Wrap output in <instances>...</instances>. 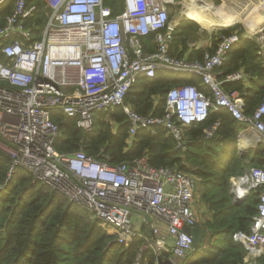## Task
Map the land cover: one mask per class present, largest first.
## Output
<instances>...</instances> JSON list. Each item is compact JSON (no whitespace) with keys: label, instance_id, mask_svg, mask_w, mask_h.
<instances>
[{"label":"built area","instance_id":"obj_1","mask_svg":"<svg viewBox=\"0 0 264 264\" xmlns=\"http://www.w3.org/2000/svg\"><path fill=\"white\" fill-rule=\"evenodd\" d=\"M42 1L45 23L37 35V6L28 0H14L0 23V148L9 156V171L29 172L82 206L91 219L112 225L118 242L151 238L157 255L167 249L173 264H185L194 242L184 227H196L198 221L195 177L154 166L145 155L110 164L106 155H89L81 148L60 153L53 146L59 128L51 111L60 109L75 118L77 127L90 130L99 112L120 106L130 138L138 129L153 132L161 125L176 139V147L184 148L185 127L225 109L244 124L239 144L264 143V93L254 111L246 113L241 93L223 85L241 81L249 87L250 76L243 69L230 74L219 69L233 44L252 32L217 34L213 51L206 49L212 46L209 39L200 57L189 58L170 51L177 27L169 20L174 0H123L116 14L104 0ZM249 1L251 10L264 12V0ZM147 36L153 49L145 45ZM158 70L196 74L208 91L180 83L167 91L162 115H141L124 102L125 96L141 77H153ZM218 126L216 121L204 129L206 138ZM229 181L234 203L258 192L250 232L234 234L249 257L258 258L264 255V168L246 165ZM144 248L133 264H139Z\"/></svg>","mask_w":264,"mask_h":264},{"label":"trees","instance_id":"obj_2","mask_svg":"<svg viewBox=\"0 0 264 264\" xmlns=\"http://www.w3.org/2000/svg\"><path fill=\"white\" fill-rule=\"evenodd\" d=\"M13 1L6 0L0 5V23ZM28 1L37 6L33 18L37 35L45 23L46 4L42 0ZM104 4L114 14L123 8V0H104ZM198 23L195 20L178 23L172 54H185L186 33L197 29ZM150 40L151 36L144 39L147 49H153ZM216 43L213 39L212 46L206 49L213 51ZM203 49H193L189 58L200 57ZM219 69L224 74L243 69L250 76L249 87L241 81L223 86L226 91H239L246 113L251 114L264 93V60L257 42L241 37ZM180 83H194L200 90L208 91L196 74L158 70L153 77H141L127 92L124 102L141 115L160 116L167 91ZM51 118L59 128L53 146L60 153L81 148L89 155H106L110 164L145 155L154 166L176 168L199 179V199L206 204L211 217L205 222L206 229L200 228V240L184 260L185 264L264 263V255L251 259L246 246L234 239L238 231L250 232L258 192L234 203L229 181L231 176L243 172L246 160L252 166L264 168V143L241 155L237 134L244 124L230 112L212 111L204 121L185 127L183 149L176 147V139L161 125H155L153 132L138 129L130 138L127 116L120 106L99 112L90 130L77 127L75 118L60 109H53ZM216 121L219 126L214 135L206 138L204 129ZM9 165V156L0 148V264H133L144 246L139 264H157L159 259L170 256L167 249H161L157 255L151 238L118 242L115 227L91 219L82 206L35 181L29 172L23 169L10 172Z\"/></svg>","mask_w":264,"mask_h":264},{"label":"rangeland","instance_id":"obj_3","mask_svg":"<svg viewBox=\"0 0 264 264\" xmlns=\"http://www.w3.org/2000/svg\"><path fill=\"white\" fill-rule=\"evenodd\" d=\"M190 0H174L173 3H171L170 9H169V20L172 23L173 20L177 21L178 23L183 20L184 12L183 8L186 7ZM201 1L202 0H198ZM212 2L219 7L220 11L217 9H214V11H205L207 15H203V13H198L197 15L194 13H191L190 17L186 18L189 20H195V22H199L197 25V29L194 28V30L188 31L186 33V40L185 42L188 45H206V43L203 41L211 40V43L213 42V39L215 38V35H224V34H230L233 31H237L240 34L248 35L249 32H252L250 34V39H253L257 42L259 46V54L264 60V27L258 26L255 24V22L251 19L252 12L251 10V4L249 0H212ZM197 12V7L193 8ZM217 10V11H216ZM194 12V11H193ZM45 13V12H44ZM247 13V15H245ZM243 15V16H242ZM245 15V16H244ZM258 16V14H257ZM222 20L225 21L224 23L215 21V20ZM177 23V24H178ZM229 23V24H227ZM227 24V25H226ZM223 30H227L226 33H224ZM249 31V32H248ZM263 35V36H262ZM247 37V36H243ZM248 38V37H247ZM208 43V42H207ZM183 149V148H182ZM241 152H244L241 150ZM240 153V152H239ZM245 153H242L241 155H244ZM250 166L251 164L246 160L244 162V166ZM196 179V194H195V211L198 217V221L196 226L200 225L202 229H206L205 221L207 220L208 213L206 210H201V200L199 199V179L195 176ZM232 199V198H231ZM233 202V199H232ZM201 210V211H200ZM200 211V212H198ZM199 215V216H198ZM200 230V229H199ZM148 231V230H147ZM201 232V231H200ZM148 234V238L149 233ZM208 238L206 239V241ZM207 246V245H206ZM170 257V256H169ZM166 258V259H169Z\"/></svg>","mask_w":264,"mask_h":264},{"label":"bare ground","instance_id":"obj_4","mask_svg":"<svg viewBox=\"0 0 264 264\" xmlns=\"http://www.w3.org/2000/svg\"><path fill=\"white\" fill-rule=\"evenodd\" d=\"M188 1V0H187ZM196 8L197 7V12L195 11V10H193V8ZM214 9H217V10H219L220 11V9H219V7L218 6H216L211 0H202V2L201 1H198V0H190L189 2H188V4L186 5V7L185 8H183V12H184V16H183V20L184 19H186V18H188V17H190L191 15V13H194V14H198V13H203V15H207L206 13H205V11H214ZM216 10V11H217ZM194 11V12H193ZM207 11V12H208ZM257 14H258V16H257ZM245 15H247V13L245 14ZM244 15V16H245ZM248 15H252L251 17V19L255 22V24L258 26V24H260L261 23V21H262V18L264 17V12L263 11H257V10H255L254 12H252L251 14H248ZM243 16V15H242ZM215 20V19H214ZM215 21H219V22H222V23H224L225 21H222V20H215ZM176 22V23H175ZM178 23V20L177 21H174L173 20V22H172V24L173 25H176ZM227 24H229V23H227ZM226 24V25H227ZM263 36V35H262Z\"/></svg>","mask_w":264,"mask_h":264},{"label":"crops","instance_id":"obj_5","mask_svg":"<svg viewBox=\"0 0 264 264\" xmlns=\"http://www.w3.org/2000/svg\"><path fill=\"white\" fill-rule=\"evenodd\" d=\"M186 20H188V19H184V21H186ZM176 25H178V24H176ZM206 43V45H201V44H198L197 46V48H193V46H191V45H188L187 46V48H186V50H185V54H188L189 55V53L192 51V49H203V48H205V47H208V45H209V40L206 42V41H203V43ZM180 50V49H179ZM204 50V49H203ZM236 82V81H235ZM230 91H232V90H230ZM238 147H239V152H240V154H242V153H245V151L246 150H248V149H252V148H256L257 147V145L256 146H253V147H247V146H242L241 144H239L238 143ZM241 150H243L244 152H241ZM201 208V210L203 209V210H206L207 212H209L208 214V217H207V219H210V217H211V212L209 211V209L207 208V206H206V204L204 203V202H202L201 201V206H200ZM196 209V208H195ZM200 210V211H201ZM196 211H197V209H196ZM200 211H198V212H200ZM199 216V215H198ZM207 221V220H206ZM205 221V222H206ZM200 225H198V226H196L195 228H198V229H200Z\"/></svg>","mask_w":264,"mask_h":264},{"label":"water","instance_id":"obj_6","mask_svg":"<svg viewBox=\"0 0 264 264\" xmlns=\"http://www.w3.org/2000/svg\"><path fill=\"white\" fill-rule=\"evenodd\" d=\"M246 152V151H245ZM184 230L187 232V233H190L193 237V242H194V247L197 246L199 240H200V237H201V232L198 228H195V227H188V226H185L184 227ZM158 264H173V262L170 260V259H159L158 260Z\"/></svg>","mask_w":264,"mask_h":264}]
</instances>
